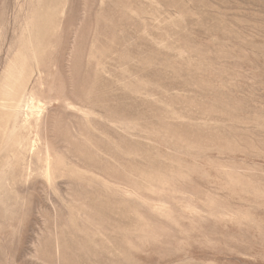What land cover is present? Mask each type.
<instances>
[{
	"label": "rangeland",
	"instance_id": "obj_1",
	"mask_svg": "<svg viewBox=\"0 0 264 264\" xmlns=\"http://www.w3.org/2000/svg\"><path fill=\"white\" fill-rule=\"evenodd\" d=\"M0 264H264V0H0Z\"/></svg>",
	"mask_w": 264,
	"mask_h": 264
},
{
	"label": "bare ground",
	"instance_id": "obj_2",
	"mask_svg": "<svg viewBox=\"0 0 264 264\" xmlns=\"http://www.w3.org/2000/svg\"><path fill=\"white\" fill-rule=\"evenodd\" d=\"M10 104H12V103H10ZM14 104V103H13Z\"/></svg>",
	"mask_w": 264,
	"mask_h": 264
}]
</instances>
